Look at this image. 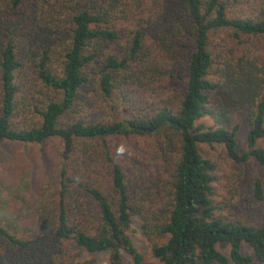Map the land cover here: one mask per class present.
I'll use <instances>...</instances> for the list:
<instances>
[{
    "label": "trees",
    "instance_id": "obj_1",
    "mask_svg": "<svg viewBox=\"0 0 264 264\" xmlns=\"http://www.w3.org/2000/svg\"><path fill=\"white\" fill-rule=\"evenodd\" d=\"M135 219L159 264H264V0H0V264H145Z\"/></svg>",
    "mask_w": 264,
    "mask_h": 264
},
{
    "label": "rangeland",
    "instance_id": "obj_2",
    "mask_svg": "<svg viewBox=\"0 0 264 264\" xmlns=\"http://www.w3.org/2000/svg\"><path fill=\"white\" fill-rule=\"evenodd\" d=\"M233 8L235 10L234 11L232 9L233 13L242 12V9L240 6H236ZM246 12H247V15H249L248 13L250 12L249 11H246ZM242 13H239V14H242ZM230 119H231V123L236 122V121L239 122V132L237 135V141H238L239 148L245 150L246 149V134L248 130L246 120L244 116H242V114L241 115L232 114ZM26 150L27 149H24V148H19L18 150V156L21 158L22 161L26 160V156L28 153V152L27 153L25 152ZM200 151L204 158H208L209 160H211L212 162L216 164V175L218 177L220 174H223V173L228 174L229 170L231 169L230 168L231 164L228 161V159L225 157L221 147L212 149L211 147L202 145L200 146ZM217 191L219 193L220 188ZM140 226H141L140 222L135 219L128 234L131 237L134 246L137 248L139 253L142 255L145 264L148 262L159 264L157 263V260L152 258L149 244L146 241L145 237L142 235ZM216 248L218 251H220L222 254L228 257L229 247L227 244H219L217 245ZM242 252L245 255L252 254L251 250L247 246L242 247ZM124 264H131V262L125 258ZM255 264H258V263H255Z\"/></svg>",
    "mask_w": 264,
    "mask_h": 264
}]
</instances>
